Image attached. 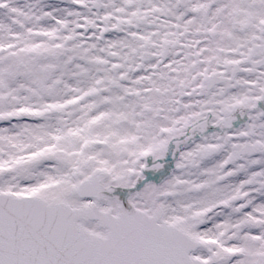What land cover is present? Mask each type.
I'll return each mask as SVG.
<instances>
[{"label": "snow or ice", "instance_id": "6c2138e0", "mask_svg": "<svg viewBox=\"0 0 264 264\" xmlns=\"http://www.w3.org/2000/svg\"><path fill=\"white\" fill-rule=\"evenodd\" d=\"M0 264H264V0H0Z\"/></svg>", "mask_w": 264, "mask_h": 264}]
</instances>
